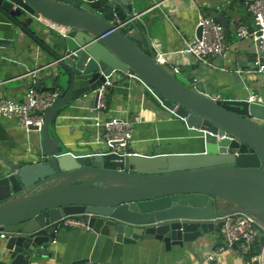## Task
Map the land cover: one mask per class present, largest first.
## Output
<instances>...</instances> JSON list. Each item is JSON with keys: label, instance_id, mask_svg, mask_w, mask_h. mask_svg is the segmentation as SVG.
<instances>
[{"label": "water", "instance_id": "water-1", "mask_svg": "<svg viewBox=\"0 0 264 264\" xmlns=\"http://www.w3.org/2000/svg\"><path fill=\"white\" fill-rule=\"evenodd\" d=\"M0 15L17 41L25 45L27 36L48 53L22 88L58 93L40 133L30 128L38 133L30 149L17 161L0 156L3 264H41L65 217L84 219L119 244L157 240L168 251L221 232L220 219L232 211L264 226V102L214 98L192 68L184 74L159 63L151 49L153 31L165 28L160 15L145 18L135 0H0ZM42 21L56 27L51 41L39 30ZM218 21L226 30L225 16ZM130 76L152 91L163 115L194 131L203 152L116 154L92 141L73 148L55 137L54 126L97 101L107 78ZM223 201L230 206L221 208Z\"/></svg>", "mask_w": 264, "mask_h": 264}, {"label": "crops", "instance_id": "crops-1", "mask_svg": "<svg viewBox=\"0 0 264 264\" xmlns=\"http://www.w3.org/2000/svg\"><path fill=\"white\" fill-rule=\"evenodd\" d=\"M136 1L138 0H135L137 13L146 11L145 18L160 15L164 20L165 28L153 31L151 50L154 56L159 52L170 56L166 66L172 70L183 69L184 74L192 68L204 79L203 92L214 98L245 100L250 99L253 93L257 100L264 102V74L237 73L239 70H250L257 56V45L253 39H240L237 33L240 26H246L249 31L251 29V33L254 31L252 15L246 8L247 0H139L140 4ZM155 3H160L161 6L151 9ZM220 14L225 16L228 23L227 49L222 56L212 61L213 66H202L206 68L201 69L193 57L176 53L185 47L183 38H195L196 26L201 16L218 20ZM39 30H43L44 35L51 36L49 41L56 37L46 21H42ZM19 38L0 15V40L13 42L6 47L0 45V97L22 102L27 91L22 86H29L31 80L17 78L39 69L49 57L46 50L34 40L25 36L22 38L24 45L17 41ZM198 80L201 81L199 78ZM113 82L114 87L108 97L109 109L113 111L111 116L123 119L126 116L142 118V122L135 126L134 143L130 146L132 152L147 156L203 152L201 145L193 138L194 131L189 130L179 118L163 115L157 98L139 79L130 76L125 79L116 78ZM95 103L91 98L85 109H76L58 129L54 126L57 134L55 137L59 136L64 144L73 148L92 141L95 131L84 118L94 116ZM37 137V132H28L16 120L0 119V156L17 161L20 159L17 155L29 150L30 144L36 142ZM229 206L225 201L221 203V208ZM221 239L222 231L212 232L204 235L193 246H177L168 251L157 240L124 245L93 231L61 228L57 233L56 243L51 246L50 256L44 258L41 264H74L82 260H89L85 264H245L241 253L234 249L216 261L208 262V257ZM4 244L5 240L0 238V264H3Z\"/></svg>", "mask_w": 264, "mask_h": 264}, {"label": "built area", "instance_id": "built-area-1", "mask_svg": "<svg viewBox=\"0 0 264 264\" xmlns=\"http://www.w3.org/2000/svg\"><path fill=\"white\" fill-rule=\"evenodd\" d=\"M155 3L153 8L160 7ZM246 8L252 15L254 31L251 33L246 26H240L237 30L240 39L251 37L257 45V56L253 61V67L248 71L239 70V74H264V0H247ZM49 24V23H48ZM51 29H55L51 25ZM201 28L200 38L197 36ZM185 47L176 52L182 56H191L202 66H213L212 61L222 56L227 49L226 30L215 18L201 16L196 26V36L193 40L183 38ZM156 60L165 65L169 62L170 56L164 53H157ZM178 68L175 71L178 72ZM38 71L36 69L34 72ZM33 71L17 78L18 80L30 78ZM114 87L110 78L96 90L97 101L93 109L94 116L84 118L89 126L95 131L92 142L98 146L106 147L110 153L126 154L134 143L135 126L142 122L141 116L126 118L112 117L108 106V97ZM57 92H40L34 87L26 91L22 102L10 98L0 97V119L18 121L19 125L31 131V127L38 129L40 133L45 124V114L57 100ZM250 101H259L255 96ZM116 112V111H115ZM87 125V126H88ZM224 222L223 239L208 257V262L216 261L220 256L233 250L237 245L238 251L244 258L245 264H264V226L253 216L241 211H232L222 217ZM63 229H83L91 231L88 223L78 217H65L59 222ZM6 233H0V238L5 240ZM262 239L259 251L255 250L257 243ZM56 243V240L53 244ZM252 255V256H250Z\"/></svg>", "mask_w": 264, "mask_h": 264}, {"label": "trees", "instance_id": "trees-1", "mask_svg": "<svg viewBox=\"0 0 264 264\" xmlns=\"http://www.w3.org/2000/svg\"><path fill=\"white\" fill-rule=\"evenodd\" d=\"M261 243H262V242L259 241V242L257 243L256 248H254L255 250H257V252L259 251V248H260ZM250 256H252V255H250Z\"/></svg>", "mask_w": 264, "mask_h": 264}, {"label": "rangeland", "instance_id": "rangeland-1", "mask_svg": "<svg viewBox=\"0 0 264 264\" xmlns=\"http://www.w3.org/2000/svg\"><path fill=\"white\" fill-rule=\"evenodd\" d=\"M222 240V239H221Z\"/></svg>", "mask_w": 264, "mask_h": 264}]
</instances>
